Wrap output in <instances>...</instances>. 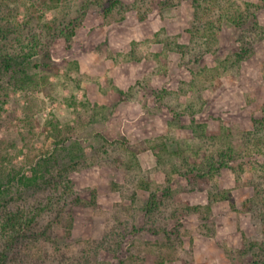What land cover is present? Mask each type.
<instances>
[{
	"label": "rangeland",
	"instance_id": "rangeland-1",
	"mask_svg": "<svg viewBox=\"0 0 264 264\" xmlns=\"http://www.w3.org/2000/svg\"><path fill=\"white\" fill-rule=\"evenodd\" d=\"M79 1L0 0V217L52 205L0 264H117L138 248L165 246L170 205L149 220L150 193L135 182L143 173L164 186L166 175L151 149L136 154L139 171L122 143L190 141L193 122L251 131L264 106L263 0H237L261 5L243 28L195 21L191 0L171 10L160 8L165 0H121L107 18L97 8L78 11ZM72 20L67 40L59 26ZM198 27L200 39L190 33ZM168 38L188 49H166ZM245 49L250 57L208 80L200 96L185 89L195 73ZM251 161L263 159L232 163L216 179L232 201L209 203L208 189L172 177L175 203L200 212L179 220L175 257L165 264H261L258 247L248 248L260 224ZM239 165L240 179L231 169ZM36 173L37 185L21 183Z\"/></svg>",
	"mask_w": 264,
	"mask_h": 264
},
{
	"label": "trees",
	"instance_id": "trees-1",
	"mask_svg": "<svg viewBox=\"0 0 264 264\" xmlns=\"http://www.w3.org/2000/svg\"><path fill=\"white\" fill-rule=\"evenodd\" d=\"M17 2L18 0H10ZM183 1L190 0H165L160 8L164 10H171L181 7ZM191 8L193 11L195 21L205 22L212 21V24L217 26L219 24L227 22L233 24L237 28H243L245 25L252 23L255 13L252 14L253 9L261 10V5L242 4L237 0H191ZM264 3V0H263ZM80 12L91 10L93 8L100 9L103 17L107 18L113 14L114 9H121V0H81L78 3ZM243 5L245 7H243ZM254 20V19H253ZM207 21V20H206ZM57 24V20L54 21ZM60 24V23H59ZM73 20L66 24L62 21L59 27L62 35L67 39L73 36V30L71 26ZM66 29L70 31L64 32ZM204 30L199 27L190 31L192 36H198L202 38ZM161 40V39H160ZM159 41V40H158ZM166 49L171 48L173 44L176 49L182 53L184 49L188 47L177 44L173 39L168 38L164 40ZM36 43L32 45L33 51ZM137 47V44H133V49ZM164 47V49H165ZM250 50H242L241 53H234L229 57H226L223 62L211 69L203 70L195 73L194 80L191 83L185 84L186 90L195 91L199 95L206 90L208 80L215 81L221 76L230 72L238 63L248 59L250 57ZM134 53V52H132ZM159 57V56H157ZM30 79V78H29ZM195 93V92H194ZM200 108H202L204 102L203 99L197 98ZM189 110L195 111V107L192 108L189 105ZM199 111V110H198ZM196 112V111H195ZM193 139L190 141L181 140L175 138V136H167L166 138H159L153 143L146 144L141 142L139 148L133 149L127 145V142H123L125 150L128 154H131L132 161L136 168L141 171L135 159L136 154L140 151L153 150L157 158L159 167L162 168L163 173L166 175L165 184L155 185L149 176H141L136 178V187L145 191H148L149 199L144 209V212L149 216V220L153 219L152 216L160 209L167 206L170 207L169 215L164 218L165 225L162 228V232L166 236L165 246H152L145 247V249L138 248L136 253H132L129 258L125 260H119L117 264H165V262L171 257L172 252L177 249V244L180 239L181 223L179 220L188 215L199 213L200 207H191L189 205L182 206L175 202L177 198L174 196V192L170 188L171 179L174 175L186 178L189 184L196 188L197 186L202 189H208V201L209 203L218 202L221 200L232 201V195L226 189H223L216 180L220 176L222 169L230 168L232 163L237 161L257 157L263 159L262 162L251 161V173L254 178L253 183V197L250 202L254 203L253 211L257 215L260 224L258 225V232L253 240L249 243V249L258 247L259 254L262 255L263 260H260L261 264H264V106L261 111V115L253 119V129L251 131L240 132L235 128L220 127L219 131H208L205 124L192 123ZM128 170H132L131 164L127 165ZM235 172L238 179L245 173V169L242 165L231 167ZM38 173V172H37ZM30 179L27 182H21L24 185H37L38 175ZM141 173V172H140ZM154 186V187H153ZM5 185L0 180V196L4 193ZM50 205V204H49ZM47 205L45 208H34L29 212L25 209H19L9 211L3 217H0V243L5 245L4 252L0 254V262L7 257L6 253L13 250L14 246L20 239H24L27 233L43 219V215L50 212L52 207ZM170 222L174 224L171 230H167ZM152 234L158 235L159 230H150ZM47 231L44 235H47ZM48 236V235H47ZM122 235H118L117 238H121ZM263 239V240H262ZM120 247V246H118ZM170 250V251H169ZM179 252H175L178 254ZM3 264V263H2Z\"/></svg>",
	"mask_w": 264,
	"mask_h": 264
}]
</instances>
